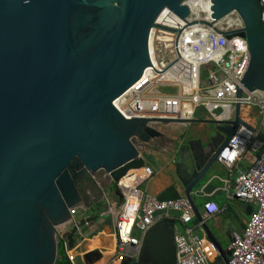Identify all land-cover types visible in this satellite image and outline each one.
<instances>
[{
    "label": "water",
    "instance_id": "95a60500",
    "mask_svg": "<svg viewBox=\"0 0 264 264\" xmlns=\"http://www.w3.org/2000/svg\"><path fill=\"white\" fill-rule=\"evenodd\" d=\"M182 1L0 0V264H74L65 251L57 261V248L65 238L72 249L85 221L97 217H74V210L90 206L83 203V182L99 171L118 180L143 164V148L167 138L146 118H124L112 100L150 65L148 33L160 11L167 7L186 20L189 7ZM210 1V20L200 21L216 30V21L227 14L240 16L243 27L222 34L245 37L249 62L239 82L264 93L259 0ZM239 110L236 103L233 119L156 120L218 125L206 144L198 136L179 146L175 176L156 194L158 200L191 199L190 191L244 123ZM192 208L198 220L193 202ZM251 211L248 204L245 213ZM221 212L227 216V208ZM233 220L239 232L244 221L237 214ZM204 228L219 253L211 262L226 264L229 252ZM91 254L100 252L84 253L83 259ZM132 260L174 264V220L151 226L137 258L127 262Z\"/></svg>",
    "mask_w": 264,
    "mask_h": 264
},
{
    "label": "built area",
    "instance_id": "2783aa9c",
    "mask_svg": "<svg viewBox=\"0 0 264 264\" xmlns=\"http://www.w3.org/2000/svg\"><path fill=\"white\" fill-rule=\"evenodd\" d=\"M206 1L208 8L204 11L195 8L194 0L182 1L189 7L187 21L167 7L160 11L148 33L151 66H146L139 78L112 103L124 118H146V124L155 128L159 118H192L198 105H203L211 118L233 119L235 104H239L244 123L238 125L215 161L228 171L226 177L220 178L225 196L250 204L252 211L244 227L231 232L225 248L229 252L226 264H264V93L249 91L239 82L249 62L245 37L234 34L227 38L222 34L242 28V19L231 12L232 16L227 14L216 21L214 30L200 21L210 20L211 1ZM259 3L264 23V0ZM209 63L218 70L210 71L208 80L201 84V67ZM238 89L240 96L236 95ZM245 107H249V112H243ZM242 161L248 162L244 168L240 167ZM153 174V167L144 162L128 170L114 181L115 199L103 191V185L113 181L109 173L91 174L104 201L97 217L109 218L113 228L114 242L108 264L136 259L145 232L158 221L169 218L174 220V264H212L211 260L219 253L204 225L221 207L214 200L204 201L198 208L200 218L193 222L195 191H190L191 199L181 195L177 199L158 200L141 189V184ZM177 222L183 232L177 230ZM195 228L201 230L200 236L193 234ZM61 242L74 263L67 240L63 238Z\"/></svg>",
    "mask_w": 264,
    "mask_h": 264
},
{
    "label": "rangeland",
    "instance_id": "374dc122",
    "mask_svg": "<svg viewBox=\"0 0 264 264\" xmlns=\"http://www.w3.org/2000/svg\"><path fill=\"white\" fill-rule=\"evenodd\" d=\"M230 15H231V13H229V16ZM213 70L214 71L218 70V67L213 63H209V64L203 65L201 67V71H200V82H201V84L203 82H205L206 80H208V74L210 71H213ZM160 89H165V90L171 89L172 91L175 90L174 87H172V88L160 87ZM193 118H195V119H209L211 117L209 116V112L206 110V108L203 105H198L195 108ZM217 126L218 125L216 123L200 122V121L192 122V123H188V124H182V123H177V122H171L168 124H164V123L159 122L156 125V128L159 131H161L167 138L171 139L173 142H177V139L172 138L173 135H176L178 140H180L183 137L185 138L184 133L188 137V135H189L188 133L193 132V130H195V132H194L195 135H198L199 137H201L202 143L206 144L208 141V138L216 132ZM262 131H264V129H262ZM173 155H174V151L172 149H168L166 151H163V150L150 151V150H148V148H143L141 150V156L144 160V163L152 166L154 169L153 176L149 180H147L146 182L141 184V189H143L145 192H148L151 194H157L153 190L152 180L154 181L155 179H157L159 177H162V178L164 177L165 179H169L171 181V177L174 176V174H175L174 169L170 168V166H171L170 158ZM247 164H248L247 161H242L240 164V167L244 168V167H246ZM213 175H218V176L223 177L226 175V169L220 163L214 161L212 163V165L207 169V171L205 172L203 177L195 185V189H201L202 187H204V184ZM210 184L212 186H221L222 183L217 178H214V179L210 180ZM103 191H104V193H106V195L108 197L115 199L116 198V196H115V182L110 181L108 183H105L103 185ZM217 198L219 201H222L223 203L226 201L223 191H218ZM202 199H203V197L201 194L195 195L194 196L195 204L198 206L199 203L202 201ZM103 202H104L103 199L100 198L98 203L95 206H89L86 209H84L83 207L77 208V210H74V217L79 219L80 217L86 216L89 213L96 214L99 210V207H101L103 205ZM227 204L232 209L237 210L238 216H240L241 218H244V219L247 218L248 215L245 213V204L243 201L238 200V199H228ZM255 209H256V206L253 205V210H255ZM208 225H209L213 235L216 237V239L218 240V242L222 246V248H226V246L228 245V241H229V238H228L226 232L224 230L216 228L214 226L212 227L211 224H208ZM176 227H177V230L179 232H183V227L181 226V224L179 222H177ZM193 234L200 236L202 234V232H201V230L196 228V229H194ZM100 236H103L102 237L103 240H101V243L98 244V246L101 248V250L103 252L111 251L113 239L109 235H107L106 233H102V232L100 233ZM105 242H106V244H105ZM105 246H106V248H105ZM80 249H83V247L78 245L76 247V250L75 249L73 250L72 253L74 255V258L77 257L75 252H77V250L79 251ZM63 255H64V250H63L62 246H59L57 248V261H60L62 259ZM104 255L105 254H103V256ZM80 262L81 261H79V263ZM93 264H99V261H96Z\"/></svg>",
    "mask_w": 264,
    "mask_h": 264
},
{
    "label": "crops",
    "instance_id": "0c3cea01",
    "mask_svg": "<svg viewBox=\"0 0 264 264\" xmlns=\"http://www.w3.org/2000/svg\"><path fill=\"white\" fill-rule=\"evenodd\" d=\"M193 132H195V130H193ZM176 154L177 153H174V155L170 158V163H171V166L170 168L173 169V165H174V162H175V159H176ZM223 166V165H222ZM225 168V167H224ZM226 169V168H225ZM174 172H175V168H174ZM227 169H226V175L223 176V177H226L227 176ZM175 176V174H174ZM221 176H218V175H213L212 177H210V179L204 184V187H202L201 189H195V187H193V189L191 191H195V194L193 193L192 196H193V201L195 203V200H194V196L195 195H199L201 194L203 199L202 201L199 203V207L197 208H200L202 206V203L206 200H214L213 199V195L218 193V191H223L222 190V185H223V182L222 180H220V178H223ZM214 178H217L222 184L221 186H213L211 189H210V180L211 179H214ZM153 182V190L155 193H158L159 191H161L162 189H164L166 186H168L170 184V180L169 179H165L164 177H159L157 179H155L154 181L152 180ZM151 182V183H152ZM178 189L179 191H181V187L178 186ZM156 196V194H153ZM224 197H225V202L223 203L222 206H220V210L217 214H215L214 217L208 219L206 221V226L208 227V229L211 231L210 227L208 224H211L212 227H216V228H219V229H222L226 232V234L230 233V232H233V227H234V220H233V216L235 214H237V210L236 209H232L228 204H227V201L228 199L230 198H227L225 196V192H224ZM232 199V198H231ZM239 200V199H238ZM215 201V200H214ZM242 201V200H241ZM244 202V201H243ZM245 204V211H246V206L248 205L246 202H244ZM196 205V204H195ZM197 206V205H196ZM102 208V206L100 207ZM223 208H227V216L226 217H223V214L221 212V210ZM100 210H98L99 212ZM98 212L96 214L94 213H89L86 215L87 216H94V215H97ZM241 218V217H240ZM243 221L246 220V218H241ZM210 222V223H209ZM82 237L80 238L79 241H77V244L72 248L70 249L71 252H73V250L75 249L76 250V247L79 245V243H81L83 240H90L89 244H97L99 243L101 240H103V236H97L95 239H93L96 235H98L99 233L103 232V233H106L107 235H109L112 239H113V242H114V235H113V228H112V224L109 220V218L107 219H101V218H92L90 219L89 223L88 224H84L83 227H82ZM196 229V228H195ZM212 232V231H211ZM228 236V235H227ZM93 239V240H92ZM58 244H60L58 242ZM61 246V244H60ZM92 250H98L100 252L99 256L94 254L93 257H90L86 258V260L83 259V254L84 253H88L89 251H92ZM112 251V249H111ZM103 252L101 250V248L99 246H87V247H84L83 249H80L79 251L77 250V252H75V254L77 255V257L75 258L74 260V264H93L94 262L96 261H99V264H108L109 262V258H110V252ZM103 254H105L103 256ZM92 255V254H91ZM79 261H81L79 263ZM212 264H216V263H212Z\"/></svg>",
    "mask_w": 264,
    "mask_h": 264
},
{
    "label": "flooded vegetation",
    "instance_id": "af4514ba",
    "mask_svg": "<svg viewBox=\"0 0 264 264\" xmlns=\"http://www.w3.org/2000/svg\"><path fill=\"white\" fill-rule=\"evenodd\" d=\"M188 137L185 135V138L183 137L182 139L178 140V138L176 137V135H173L172 138L173 139H177V142H173L171 139L166 138V139H154L152 142H150L147 145L148 150L150 151H158V150H163L166 151L168 149H172L174 151V153H177L179 146L183 143H185L186 141L193 139L195 137H198V135H195L194 132H190L188 133ZM168 146V147H167ZM165 147V149H164ZM200 162V161H199ZM198 162V163H199ZM175 168V166L173 165V169ZM82 191H83V203L84 204H90V206H95L98 201H99V195H100V188L98 187V185L95 183L94 180H92L91 178L85 180L81 186ZM98 208V207H97ZM99 210H101V208L99 207ZM103 233V232H102ZM100 233L98 235H96L93 239H95L97 236H99ZM228 235V234H227ZM92 239V240H93ZM91 240V239H90ZM90 240H83L81 243H79V246L87 247V246H98V244L101 243V241L97 244H89ZM106 244V242H105ZM106 248V246H105ZM94 254L89 255L88 258L93 257ZM146 259H148L149 257L146 256ZM62 261V260H60ZM135 262V260H132L130 262H127V260H124V264H133ZM138 264H160V263H156L153 261H145V262H140Z\"/></svg>",
    "mask_w": 264,
    "mask_h": 264
},
{
    "label": "bare ground",
    "instance_id": "6f19581e",
    "mask_svg": "<svg viewBox=\"0 0 264 264\" xmlns=\"http://www.w3.org/2000/svg\"><path fill=\"white\" fill-rule=\"evenodd\" d=\"M195 8L201 11H204L208 8V2L206 0H194ZM244 113L249 112V107L244 108ZM112 248H113V242H112Z\"/></svg>",
    "mask_w": 264,
    "mask_h": 264
},
{
    "label": "trees",
    "instance_id": "16d2710c",
    "mask_svg": "<svg viewBox=\"0 0 264 264\" xmlns=\"http://www.w3.org/2000/svg\"><path fill=\"white\" fill-rule=\"evenodd\" d=\"M210 185V189L213 187L211 184ZM213 199L219 204V206H222L223 205V202L222 201H219L218 198H217V193L213 195ZM199 207V206H197ZM195 221V218L193 219V222ZM60 246V244H58V247Z\"/></svg>",
    "mask_w": 264,
    "mask_h": 264
}]
</instances>
